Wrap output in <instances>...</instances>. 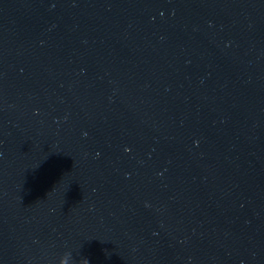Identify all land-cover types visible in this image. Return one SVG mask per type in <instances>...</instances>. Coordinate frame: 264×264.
<instances>
[{
    "label": "water",
    "instance_id": "obj_1",
    "mask_svg": "<svg viewBox=\"0 0 264 264\" xmlns=\"http://www.w3.org/2000/svg\"><path fill=\"white\" fill-rule=\"evenodd\" d=\"M264 264V0H0V264Z\"/></svg>",
    "mask_w": 264,
    "mask_h": 264
},
{
    "label": "clouds",
    "instance_id": "obj_2",
    "mask_svg": "<svg viewBox=\"0 0 264 264\" xmlns=\"http://www.w3.org/2000/svg\"><path fill=\"white\" fill-rule=\"evenodd\" d=\"M59 264H73V255L71 251L63 253L59 259ZM82 264H85L84 259H82Z\"/></svg>",
    "mask_w": 264,
    "mask_h": 264
}]
</instances>
